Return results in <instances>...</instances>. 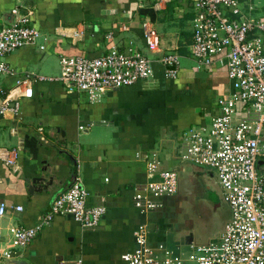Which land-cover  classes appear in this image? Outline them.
<instances>
[{
  "label": "crops",
  "instance_id": "0c3cea01",
  "mask_svg": "<svg viewBox=\"0 0 264 264\" xmlns=\"http://www.w3.org/2000/svg\"><path fill=\"white\" fill-rule=\"evenodd\" d=\"M156 1L0 0V27L12 20L10 9L18 6L31 10V22L40 33L33 45L5 56L13 73L0 76V103L15 78L29 79L31 87L30 97L18 98L16 114L0 116V147L20 148L16 171L0 160V201L5 204L0 224L34 225L70 184L75 163L87 191L85 205L104 208L93 228L81 227L70 215L53 216L17 249L15 259L20 257L29 264H125L120 254L134 247L132 232L140 223L148 227L149 245L162 244L186 255L190 244L215 241L228 220L229 208L220 228L205 240H176L175 235L183 238L181 229H187L188 222L176 224L170 232L164 217L170 198L193 193L195 183L189 175L182 176L193 184L192 189L161 197L160 208L143 214L133 206L134 191L152 178L145 166V156L151 153L160 168L176 169L180 174L192 167L195 174L205 176L204 167L181 160L182 134L190 126L207 124L217 97L231 91L222 63L198 66L188 53L190 0H167L159 5ZM247 2L252 6L251 16L264 13V0H245L239 7L243 14ZM145 18L159 35L156 52L147 50L143 42L140 24ZM73 28L83 31L78 40L69 36ZM113 44L120 51L131 48L145 56L151 76L107 89L95 100L60 79V56L96 57ZM168 51L179 56L177 72L171 78L164 77L158 61ZM43 165L53 168L52 185L41 191L28 189L29 178ZM16 205L21 206L18 212L12 208Z\"/></svg>",
  "mask_w": 264,
  "mask_h": 264
},
{
  "label": "built area",
  "instance_id": "2783aa9c",
  "mask_svg": "<svg viewBox=\"0 0 264 264\" xmlns=\"http://www.w3.org/2000/svg\"><path fill=\"white\" fill-rule=\"evenodd\" d=\"M161 1L167 0L155 3L159 5ZM242 2L245 0H190L188 53L198 66L222 63L231 91L217 97L207 124L190 126L183 132L180 155L182 161L212 170L230 216L215 241L190 244L186 255L162 244L149 245L148 227L140 223L132 232L134 247L120 254L125 264H264V178L257 167V162L264 159V13L251 16L252 6L247 2V12L243 14L239 8ZM10 14L12 20L0 27V76L13 73L5 56L21 46L33 45L40 36L31 22V10L16 6ZM140 27L146 49L158 51L159 35L148 18L141 21ZM82 33L73 28L69 36L78 40ZM158 61L164 77L175 76L179 66L175 52L162 53ZM59 63L60 79L73 83L89 100L98 99L107 89L151 76L145 56L131 48L120 51L114 44L96 57L62 55ZM30 96L29 79L15 78L13 88L0 103V116L16 114L18 98ZM18 149L19 146L0 147V160L13 172L18 168ZM145 157L146 172L152 178L132 196L133 206L143 214L160 208L161 197L175 194L179 179L176 169L159 167L154 153ZM86 196L80 168L75 163L70 184L53 198L34 225L0 224V262L13 259L17 249L24 247L55 215H70L83 228L95 227L104 208L86 206ZM12 208L21 210L19 205ZM4 213L5 204L0 201V218Z\"/></svg>",
  "mask_w": 264,
  "mask_h": 264
},
{
  "label": "rangeland",
  "instance_id": "374dc122",
  "mask_svg": "<svg viewBox=\"0 0 264 264\" xmlns=\"http://www.w3.org/2000/svg\"><path fill=\"white\" fill-rule=\"evenodd\" d=\"M185 170L179 175H189L195 183V189L189 196L174 195L170 198L172 201L168 202L169 208L166 209L164 220L170 226V232L175 230L176 224L188 222L189 227L181 229L183 238L174 234L176 240L201 242L220 228L221 221L227 217L228 206L219 195V188L211 169L204 168L205 176L195 174L192 167ZM209 174L212 177H209Z\"/></svg>",
  "mask_w": 264,
  "mask_h": 264
},
{
  "label": "water",
  "instance_id": "95a60500",
  "mask_svg": "<svg viewBox=\"0 0 264 264\" xmlns=\"http://www.w3.org/2000/svg\"><path fill=\"white\" fill-rule=\"evenodd\" d=\"M27 5V4H24ZM73 84V83H71ZM63 154L67 155V153L64 151ZM71 159V157H68ZM259 164V161L257 162V165ZM179 174V173H178ZM55 177V174L53 172V168H50L48 165L40 166L36 174L29 178L30 186L28 189H34L36 191H41L42 189H48L52 185V180ZM193 187V184L188 180L185 176H179L178 179V192L180 194L186 193L189 190H191ZM177 193V192H176ZM0 264H29L25 260H22L19 258H13L10 260H4L1 261ZM236 264V263H233Z\"/></svg>",
  "mask_w": 264,
  "mask_h": 264
},
{
  "label": "flooded vegetation",
  "instance_id": "af4514ba",
  "mask_svg": "<svg viewBox=\"0 0 264 264\" xmlns=\"http://www.w3.org/2000/svg\"><path fill=\"white\" fill-rule=\"evenodd\" d=\"M258 169L264 178V159L259 160Z\"/></svg>",
  "mask_w": 264,
  "mask_h": 264
}]
</instances>
